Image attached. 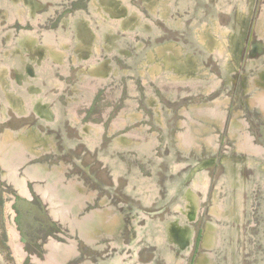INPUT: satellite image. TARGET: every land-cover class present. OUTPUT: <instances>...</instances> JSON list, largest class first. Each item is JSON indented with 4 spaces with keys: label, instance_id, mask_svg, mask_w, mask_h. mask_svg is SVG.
Segmentation results:
<instances>
[{
    "label": "water",
    "instance_id": "obj_1",
    "mask_svg": "<svg viewBox=\"0 0 264 264\" xmlns=\"http://www.w3.org/2000/svg\"><path fill=\"white\" fill-rule=\"evenodd\" d=\"M0 264H264V0H0Z\"/></svg>",
    "mask_w": 264,
    "mask_h": 264
},
{
    "label": "rangeland",
    "instance_id": "obj_2",
    "mask_svg": "<svg viewBox=\"0 0 264 264\" xmlns=\"http://www.w3.org/2000/svg\"><path fill=\"white\" fill-rule=\"evenodd\" d=\"M25 185L29 197H24L13 190L9 191L13 197L10 204L12 221L23 251L38 260H43L45 247L50 240L65 242L69 236L58 226L27 179Z\"/></svg>",
    "mask_w": 264,
    "mask_h": 264
},
{
    "label": "trees",
    "instance_id": "obj_3",
    "mask_svg": "<svg viewBox=\"0 0 264 264\" xmlns=\"http://www.w3.org/2000/svg\"><path fill=\"white\" fill-rule=\"evenodd\" d=\"M200 238H201V231L198 230V232H197V234H196V238H195V249H197V247H198V244H199Z\"/></svg>",
    "mask_w": 264,
    "mask_h": 264
},
{
    "label": "bare ground",
    "instance_id": "obj_4",
    "mask_svg": "<svg viewBox=\"0 0 264 264\" xmlns=\"http://www.w3.org/2000/svg\"><path fill=\"white\" fill-rule=\"evenodd\" d=\"M27 191H28V188H27ZM28 193H29V191H28ZM16 235H17V233H16ZM53 240V239H52ZM19 244H20V241H19ZM20 247H21V249H22V251H23V248H22V245L20 244Z\"/></svg>",
    "mask_w": 264,
    "mask_h": 264
},
{
    "label": "flooded vegetation",
    "instance_id": "obj_5",
    "mask_svg": "<svg viewBox=\"0 0 264 264\" xmlns=\"http://www.w3.org/2000/svg\"><path fill=\"white\" fill-rule=\"evenodd\" d=\"M16 230V229H15ZM22 245V244H21Z\"/></svg>",
    "mask_w": 264,
    "mask_h": 264
}]
</instances>
